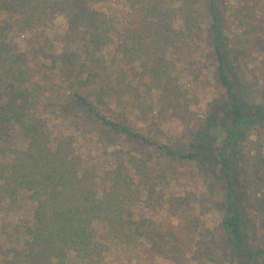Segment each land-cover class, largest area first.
Here are the masks:
<instances>
[{
    "label": "rangeland",
    "instance_id": "rangeland-1",
    "mask_svg": "<svg viewBox=\"0 0 264 264\" xmlns=\"http://www.w3.org/2000/svg\"><path fill=\"white\" fill-rule=\"evenodd\" d=\"M216 1L224 17L229 57L235 60L240 96L246 107L260 104L264 101V0ZM158 5L162 14H151L149 22L162 27L168 37L149 38L137 49L124 42L122 29L108 45L86 42L84 25L72 12L49 14L28 27L19 15H7L0 2V20L10 23L7 41L22 55L27 87L42 86L43 93H32L33 108L41 109L76 91L97 114L120 122L130 132L185 150L211 103L221 96L210 13L206 0H160ZM91 8L125 28L138 6L129 0H99ZM48 109L42 116L52 139L73 136L83 164L99 169L101 187L122 170L140 192L139 203L128 209L132 218L144 221L140 248L109 244L106 228L101 227L99 238L109 244L105 264H233L222 244L223 187L214 166L168 156L125 133L103 128L88 111L65 117ZM2 127L6 136L0 141V172L11 148L24 144L16 119ZM206 133L211 137L217 130L210 127ZM241 151L252 189L246 207L247 233L254 245L264 249V125L249 129ZM28 198L25 192L13 199L0 198V264H12L23 232L33 222Z\"/></svg>",
    "mask_w": 264,
    "mask_h": 264
},
{
    "label": "trees",
    "instance_id": "trees-1",
    "mask_svg": "<svg viewBox=\"0 0 264 264\" xmlns=\"http://www.w3.org/2000/svg\"><path fill=\"white\" fill-rule=\"evenodd\" d=\"M97 1L0 0L7 15H19L28 27L49 14L76 13L78 23L84 25L83 39L96 47L108 45L111 40L115 42L119 29H122L124 42L137 49L143 48L149 38L168 37L162 27L155 28L149 22L151 14L154 17L162 14L160 0H151L149 4L143 0H129L138 9L130 14L125 28L93 11L91 6ZM206 1L221 96L211 103L203 125L183 151L156 144L130 132L120 122L97 114L76 91L49 101L41 109L33 108L32 93L35 90L43 93L42 86L27 87L22 55L14 52L7 41L10 23L0 20V141L6 136L2 123L15 119L24 138V144L11 148L9 160L1 167L0 198L13 199L25 192L33 205V222L24 230L22 245L14 252L12 264H105L104 251L110 243L122 244L126 250L137 249L144 235V221L128 214L129 207L141 200L131 175L117 170L107 186L101 187L99 169L83 164L73 136L60 135L52 139L47 120L42 116L43 112H50V107L65 117L88 111L103 128L125 133L131 140L163 150L168 156L214 166L223 187V248L228 249L233 264H264V249L254 245L247 233L250 225L246 207L252 189L245 176L247 165L241 151L249 129L264 125V101L251 107L244 105L235 60L229 57L227 49L224 17L216 0ZM210 127L217 130L211 137L206 133ZM211 146L216 150L215 156L210 152ZM101 227L106 228L109 244L99 238Z\"/></svg>",
    "mask_w": 264,
    "mask_h": 264
}]
</instances>
